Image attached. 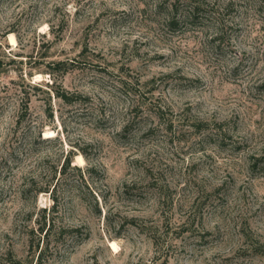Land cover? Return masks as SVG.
<instances>
[{"label":"rangeland","instance_id":"374dc122","mask_svg":"<svg viewBox=\"0 0 264 264\" xmlns=\"http://www.w3.org/2000/svg\"><path fill=\"white\" fill-rule=\"evenodd\" d=\"M0 264H264V0H0Z\"/></svg>","mask_w":264,"mask_h":264},{"label":"trees","instance_id":"16d2710c","mask_svg":"<svg viewBox=\"0 0 264 264\" xmlns=\"http://www.w3.org/2000/svg\"><path fill=\"white\" fill-rule=\"evenodd\" d=\"M199 9H200V3L197 1L193 2L190 10L188 11V17L195 18L199 13ZM64 97H66V95ZM18 121H20V119H18ZM53 226H54L53 222L50 219L46 220L45 215H43V221L40 222V224L38 223L37 228H36L37 233H39L38 239L42 240L43 238V242L47 241L46 238H48L49 234L51 233ZM36 245H37V250H38V257L40 258L42 256L44 248L43 246L40 247L39 243H37ZM47 246H48V242L45 243V248H47Z\"/></svg>","mask_w":264,"mask_h":264},{"label":"bare ground","instance_id":"6f19581e","mask_svg":"<svg viewBox=\"0 0 264 264\" xmlns=\"http://www.w3.org/2000/svg\"><path fill=\"white\" fill-rule=\"evenodd\" d=\"M10 39H11V43L13 42L14 43V38H12V37H10ZM51 134H46L45 136H50ZM76 162L77 163H82L83 162V158L80 156V155H78V156H76Z\"/></svg>","mask_w":264,"mask_h":264}]
</instances>
